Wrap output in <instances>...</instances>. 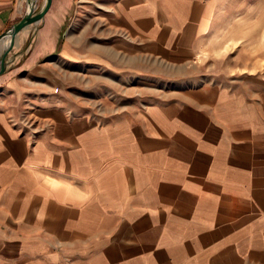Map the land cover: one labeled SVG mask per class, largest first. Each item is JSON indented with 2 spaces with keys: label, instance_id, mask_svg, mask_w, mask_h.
Masks as SVG:
<instances>
[{
  "label": "crops",
  "instance_id": "obj_1",
  "mask_svg": "<svg viewBox=\"0 0 264 264\" xmlns=\"http://www.w3.org/2000/svg\"><path fill=\"white\" fill-rule=\"evenodd\" d=\"M212 5L52 0L18 35L0 264H264V64L198 80ZM27 10L0 0V35Z\"/></svg>",
  "mask_w": 264,
  "mask_h": 264
},
{
  "label": "rangeland",
  "instance_id": "obj_2",
  "mask_svg": "<svg viewBox=\"0 0 264 264\" xmlns=\"http://www.w3.org/2000/svg\"><path fill=\"white\" fill-rule=\"evenodd\" d=\"M212 2L211 32L198 59V80L207 75L204 73L210 71L211 65L217 69V76L223 74L224 78L241 62L251 64L254 60L264 64V0ZM97 92L101 91H88V94Z\"/></svg>",
  "mask_w": 264,
  "mask_h": 264
},
{
  "label": "water",
  "instance_id": "obj_3",
  "mask_svg": "<svg viewBox=\"0 0 264 264\" xmlns=\"http://www.w3.org/2000/svg\"><path fill=\"white\" fill-rule=\"evenodd\" d=\"M27 3L28 10L23 18L17 24L13 25L0 35V48L3 40L11 38L9 48L3 50V52H1L2 49H0V75H2L9 66L6 58L14 46L15 39L23 30L39 23L44 18L52 5V0H42V3H39V0H27Z\"/></svg>",
  "mask_w": 264,
  "mask_h": 264
},
{
  "label": "bare ground",
  "instance_id": "obj_4",
  "mask_svg": "<svg viewBox=\"0 0 264 264\" xmlns=\"http://www.w3.org/2000/svg\"><path fill=\"white\" fill-rule=\"evenodd\" d=\"M33 1H34V0H33ZM8 40H9V38L3 40V41H2V44H5Z\"/></svg>",
  "mask_w": 264,
  "mask_h": 264
}]
</instances>
